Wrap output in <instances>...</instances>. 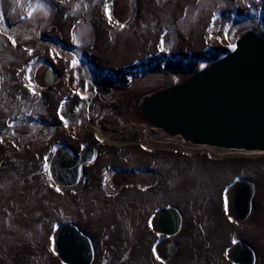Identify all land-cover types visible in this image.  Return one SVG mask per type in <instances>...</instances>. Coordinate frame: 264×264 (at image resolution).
<instances>
[{"label": "rangeland", "instance_id": "obj_1", "mask_svg": "<svg viewBox=\"0 0 264 264\" xmlns=\"http://www.w3.org/2000/svg\"><path fill=\"white\" fill-rule=\"evenodd\" d=\"M250 28L264 39V0H0V264H62L64 223L93 240L94 264H233L241 241L264 264V154L194 145L142 115L171 71L185 82ZM62 146L97 150L73 188L52 177ZM244 181L256 197L238 222ZM172 207L184 225L168 239L156 219Z\"/></svg>", "mask_w": 264, "mask_h": 264}, {"label": "water", "instance_id": "obj_2", "mask_svg": "<svg viewBox=\"0 0 264 264\" xmlns=\"http://www.w3.org/2000/svg\"><path fill=\"white\" fill-rule=\"evenodd\" d=\"M50 72L43 80L56 82ZM144 119L154 129L199 146L230 151L264 154V39L254 31L246 32L235 49L222 59L194 73L185 82L160 91L142 107ZM0 152V162H1ZM96 159V149L82 156L60 148L51 164L52 177L63 188L80 184L83 169ZM256 197L254 184H238L233 193L235 220L250 219ZM184 217L176 208L160 212L156 228L172 239L183 230ZM171 244L165 245L171 255ZM62 264H94L93 240L73 223H64L53 242ZM233 264H257L256 251L239 242L230 256Z\"/></svg>", "mask_w": 264, "mask_h": 264}, {"label": "bare ground", "instance_id": "obj_3", "mask_svg": "<svg viewBox=\"0 0 264 264\" xmlns=\"http://www.w3.org/2000/svg\"><path fill=\"white\" fill-rule=\"evenodd\" d=\"M254 31L253 29H248V31ZM255 32V31H254ZM192 71H189L188 73L191 74ZM187 74V73H186ZM180 75V72H177V71H171L169 74H168V78H166V81L171 85H175V82L177 80V78L179 77ZM158 77H161V76H157V75H148L146 77V84L148 85H151L154 81H156L158 79ZM179 79V78H178ZM173 84V85H172ZM153 88V87H152ZM156 135L155 137L158 138L160 137V135H162L163 133L161 131H156Z\"/></svg>", "mask_w": 264, "mask_h": 264}, {"label": "snow or ice", "instance_id": "obj_4", "mask_svg": "<svg viewBox=\"0 0 264 264\" xmlns=\"http://www.w3.org/2000/svg\"><path fill=\"white\" fill-rule=\"evenodd\" d=\"M106 14L108 15V18L109 20L111 21V14L110 12L106 9ZM213 19H215V16L213 17ZM121 27H123V25H121ZM13 43H15V41H13ZM230 47L233 48V50L235 49V45H230ZM163 47H161V51H163ZM76 62L73 61V64H75ZM29 80H31V77L29 76L28 77ZM25 87H29L30 88V91L33 92V94L35 95V88L33 86H31L30 84L29 85H25ZM63 119V118H62ZM47 158H45V164H44V167L45 169L47 170L48 169V164L46 162ZM49 179H51V175L49 176ZM57 191H60L59 188L56 189ZM225 210H227V197H225ZM155 252V249L153 250ZM157 259H159V256H157Z\"/></svg>", "mask_w": 264, "mask_h": 264}, {"label": "flooded vegetation", "instance_id": "obj_5", "mask_svg": "<svg viewBox=\"0 0 264 264\" xmlns=\"http://www.w3.org/2000/svg\"><path fill=\"white\" fill-rule=\"evenodd\" d=\"M62 147H63V146H62ZM62 147H61V148H62ZM63 148H64V147H63ZM59 149H60V148H58L57 151H58ZM87 149H88V148H85V150H84L82 153L78 154V156H82V155L85 153V151H86ZM57 151H56V152H57ZM96 152H97V150H96Z\"/></svg>", "mask_w": 264, "mask_h": 264}, {"label": "built area", "instance_id": "obj_6", "mask_svg": "<svg viewBox=\"0 0 264 264\" xmlns=\"http://www.w3.org/2000/svg\"><path fill=\"white\" fill-rule=\"evenodd\" d=\"M229 53H231V51H229L228 54H229ZM220 59H222V58H220ZM220 59H218V60H220ZM218 60H216V59L213 60L209 65L213 64L214 62H216V61H218ZM209 65H208V66H209Z\"/></svg>", "mask_w": 264, "mask_h": 264}, {"label": "crops", "instance_id": "obj_7", "mask_svg": "<svg viewBox=\"0 0 264 264\" xmlns=\"http://www.w3.org/2000/svg\"><path fill=\"white\" fill-rule=\"evenodd\" d=\"M56 154V153H55Z\"/></svg>", "mask_w": 264, "mask_h": 264}]
</instances>
